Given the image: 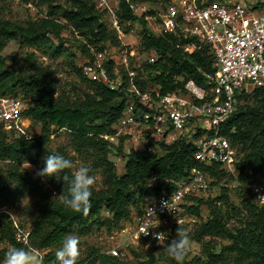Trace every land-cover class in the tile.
Masks as SVG:
<instances>
[{"label":"trees","instance_id":"16d2710c","mask_svg":"<svg viewBox=\"0 0 264 264\" xmlns=\"http://www.w3.org/2000/svg\"><path fill=\"white\" fill-rule=\"evenodd\" d=\"M4 1L0 0V4ZM17 1L25 6L45 8L47 15L25 24H17L3 18L0 8V52L8 42L18 41L22 48L34 49L46 58L59 59L70 52L63 39L67 30L86 41L79 46V53L91 62L94 61L95 54H108V50L103 51L104 46H120L115 32L108 27L105 12L97 8L94 0H65L64 4H58L56 0ZM119 1L121 18L135 24L140 22L142 25V32H139L140 47L145 52L158 54L157 60L147 63L144 68L154 82L153 85L160 86L162 94L182 92L189 81L208 88L205 84L206 76L215 71V57L208 46L204 45L202 50H195L191 54L186 53L185 48L193 46L194 41L178 34H151L145 17L135 16L127 0ZM131 1L159 9V5H165L170 0ZM93 47H99L98 53L92 51ZM74 57L72 54L71 58ZM29 65L28 73L24 76L0 73V95L17 97L22 101L26 99L28 104L24 117L40 125L42 132L36 137H28L7 131L0 123V160L10 164L8 179L15 188L12 193L4 186L0 190V197L8 192L14 198L8 201L14 204L29 192L38 200V210L30 221V228L26 229L30 232L28 246L17 240L11 215H0V240L6 245L0 249V264L11 246L47 251L61 245L69 234H89L94 226L100 224L104 211L111 218L110 223H115L114 230L121 231L132 223V209L138 207V215L142 214L146 201L159 191L166 179L179 182L197 167H201L212 179V186L222 182L226 176L236 179L240 184L238 191L241 203L239 207L231 203L227 187H222L220 195L214 199H189L188 210L192 214L202 219L201 211L206 205L209 216L207 221L201 220L189 232L191 241L201 245L202 255L192 258L188 252L184 264H228L230 258L234 264H264V205L256 202L247 188L249 184L264 179V88L239 94L236 112L222 129V135L230 140L237 151L234 173H228L219 164L199 166L194 159L193 144L179 140L172 146L160 145L155 151L151 148L139 151L131 149L127 155L125 173L119 176L109 155L111 151H118V155L124 152V140L119 138L116 145L104 137L117 134V125L132 101L127 90H113L102 83L90 81L73 61L72 70L87 85L88 92L80 100L66 101L55 97L54 74L50 68L37 62L35 53L30 55ZM114 67V63L109 62L112 77ZM121 74L125 78L127 72L121 69ZM141 82L138 77V86L145 90ZM18 89L21 91L17 92ZM60 131H66L70 135L73 150L93 170L99 171L103 179V189H93L91 208L87 215L66 210L46 193L48 185L58 196L63 191L67 194L68 186L63 181L58 182L55 178L41 180L21 170L24 164L41 169L44 157L48 154L59 153L71 159L65 150H52V133ZM153 177L158 178L159 186L150 185ZM223 208L227 213H224ZM228 211L233 214L245 213L244 222L235 227L232 223L235 216L232 217ZM176 230L177 228L173 229L172 236L176 234ZM215 239H226L230 244L217 251L213 242ZM146 243L153 245L146 263L174 264L158 243ZM154 254L157 256L154 257ZM105 262L120 264L119 258L110 255Z\"/></svg>","mask_w":264,"mask_h":264},{"label":"built area","instance_id":"2783aa9c","mask_svg":"<svg viewBox=\"0 0 264 264\" xmlns=\"http://www.w3.org/2000/svg\"><path fill=\"white\" fill-rule=\"evenodd\" d=\"M94 1L105 12L108 27L115 32L120 46L108 54H95L92 62L83 59L77 67L90 81L113 90L126 89L132 97L117 125V134L104 138L112 143L122 138L128 151L147 148L155 151L160 145L168 147L185 140L193 144L194 159L199 166L219 164L228 173H234L237 151L221 132L236 112L237 96L250 89L264 88V2L251 7L247 0H170L159 5L161 8L153 9L148 4L127 0L137 17L147 19L155 13L153 16L160 21L156 35H181L195 42L185 48L186 53L200 51L206 45L215 57V71L205 80L208 88L189 81L182 92L162 94L160 86L142 90L137 84L139 74L132 66L130 50L139 42V37L136 38V24L121 18L120 1ZM157 58L158 54L153 53L150 62ZM111 61L115 66L114 77L109 70ZM118 67L121 68L118 70ZM121 69L127 72L125 78ZM25 109L20 98L0 95V123L6 130L26 135ZM150 185L157 187L160 181L153 177ZM247 188L253 199L264 205V199H260L264 196V179ZM211 189L212 179L201 167L194 168L179 182L166 179L159 191L146 201L136 221L121 230L125 241L108 254L119 258L139 242L160 244L171 238L174 228H192L198 217L188 210L189 199L203 198ZM14 225L17 240L28 246L30 232Z\"/></svg>","mask_w":264,"mask_h":264},{"label":"rangeland","instance_id":"374dc122","mask_svg":"<svg viewBox=\"0 0 264 264\" xmlns=\"http://www.w3.org/2000/svg\"><path fill=\"white\" fill-rule=\"evenodd\" d=\"M260 1L261 3L264 2V0H247L249 6L251 7L256 6ZM56 2L58 4H64L65 0H56ZM0 8L3 18H5L7 21L17 24H25L28 21L47 15V10L45 8H35L34 6L30 5L25 6L17 0H5L2 4H0ZM146 25L151 34L156 35V33H159L158 30L160 28V21L155 16L149 15L146 19ZM135 30L136 38L139 37V42L133 46L132 50H130V59L132 66L137 68L140 80L142 81L141 83H143V88L149 89L152 88L154 82L152 81L149 73L145 70L144 66L147 63L151 64L150 60L153 57V53L145 52L142 47H140L141 38L139 36V32H142V25L140 22H137ZM63 39L66 41L65 45L70 52L68 55L59 59L46 58L40 53L36 52L34 49L22 48L18 41L8 42L6 47L0 52V73L14 74L15 77L19 75H26L28 73V69L30 68L29 57L32 53H35L37 62L43 67L50 68L54 74V80L56 84L55 97L63 98L64 100L70 102L80 100L85 95V93L88 92V88L87 85L74 74L72 70V63L74 61V63L78 65L84 59L79 53V46L81 44H85L86 41L76 34L73 35V33H71L69 30L65 32ZM100 48H103V46H100ZM117 48L118 47L116 46V49ZM98 49L99 47L97 49L93 47L92 51L98 53ZM111 49L112 48L109 46H104L103 51H109ZM72 54L75 55L74 58H71ZM115 55L117 57L118 54ZM120 68L121 67H118V70ZM19 91H21V89L17 90V92ZM23 103L25 106H27L28 101L25 99V101L23 100ZM241 103V105H244L243 102ZM24 124V133L26 136L36 137L41 134V126L34 123L32 120H26ZM7 131L12 132L9 128H7ZM16 134L14 135L17 136ZM115 143L116 142H114V144ZM117 144L118 143H116V145ZM51 147L54 151L65 150L68 153L69 157L74 163L73 172L81 166L90 167V165L86 164L83 159L79 157V155H77L73 150L70 144V135L66 131L52 133ZM128 152L129 151L125 146L124 152H122L120 155H118V151H111L109 155L110 161L116 165L117 174L119 176L125 173ZM29 165L30 164H24L21 167V170L27 171L28 174L34 178L38 177L37 172L40 170L39 167L32 165L29 167ZM10 167L11 166L8 162L0 160V190H2L4 186H7L9 191L13 193L15 191L14 185H12L8 179V171ZM91 175L95 177L93 189L96 191L103 189V179L100 175V172L92 169ZM239 186L240 184L236 179L226 176L222 182H219L218 184L216 183L214 186H212V189L208 194L203 195V197H205L204 200L207 201L208 199H214L218 197L220 195L221 188L227 187L229 190L231 203L236 205V207H239L241 203L240 192L238 191ZM46 193H49L52 198L58 197V194L54 192V189L48 185H46ZM8 199H12V196L8 192L0 197V215L3 213H8L11 215V219L18 227L22 226L23 230L29 229L30 221L38 210V200L29 192H26V196L21 201L15 202L14 204L8 201ZM12 200H14V198ZM223 211L224 213H227L225 208H223ZM228 212L230 215H232V217L235 216L232 218V223L235 227L240 226L241 223L244 222L245 213L233 214L230 211ZM138 213V207H134L132 209L131 215L133 223L136 221ZM201 213L202 219H198L197 224H194L192 228H187L189 232L191 229H195V227L201 223V220H203V222L207 221L209 211L206 205L203 206ZM110 219L111 218L107 215V212L104 211L102 213V217L100 218V224L94 226L89 234L84 236L74 234L79 239L78 264H108L105 262L109 257L108 251L125 241L126 236L123 235L122 231L114 230L115 223H110ZM233 225L232 227H234ZM174 236H171L170 239L160 243L158 246L162 249H166V244L169 243L171 239L174 238ZM213 242L217 247V251L230 244V242L226 239H215ZM60 246L61 245L47 251H39L35 248L33 249L35 250L36 256L42 261V264H54L55 252ZM4 247H6L5 243L0 240V249H3ZM152 247V244L139 242L137 245L130 248L131 250L126 249L122 253V255L119 257L120 264L146 263V259L149 256ZM189 252L192 258L201 256V245L190 240ZM104 256H106V258ZM155 256H157V254H154V257ZM232 260L233 259L230 258L228 264H234Z\"/></svg>","mask_w":264,"mask_h":264},{"label":"clouds","instance_id":"9594fccd","mask_svg":"<svg viewBox=\"0 0 264 264\" xmlns=\"http://www.w3.org/2000/svg\"><path fill=\"white\" fill-rule=\"evenodd\" d=\"M43 163L44 166L37 172L41 180L55 178L56 181H63V184L68 186L67 194L63 191L53 200H57L66 210L87 215L91 208L95 183V177L91 175L92 169L88 166H81L74 172H70L74 168L73 161L59 153L46 155ZM260 199H264V196ZM164 207L167 208V203ZM156 238L159 240L158 234ZM190 240L188 229L179 226L174 238L166 244L165 249L167 257L174 261V264H184L185 257L190 250ZM78 257L79 239L69 234L56 250L54 264H78ZM2 264H42V261L36 256L35 250L30 247L11 246L5 252Z\"/></svg>","mask_w":264,"mask_h":264}]
</instances>
